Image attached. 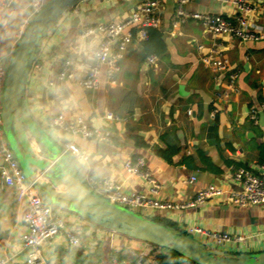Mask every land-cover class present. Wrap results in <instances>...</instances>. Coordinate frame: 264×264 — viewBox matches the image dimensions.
Instances as JSON below:
<instances>
[{
    "label": "crops",
    "instance_id": "1",
    "mask_svg": "<svg viewBox=\"0 0 264 264\" xmlns=\"http://www.w3.org/2000/svg\"><path fill=\"white\" fill-rule=\"evenodd\" d=\"M146 1L79 0L75 5L78 12L72 8L62 15L40 40L41 53L27 85L28 111L48 138L47 148L64 151V142L73 140L89 155L87 161L71 157L78 178L94 194L100 195L95 181L105 178L115 180L126 192L146 190L147 184L124 166L125 160L138 157L144 158L145 166L160 182V197L173 202L194 198L208 184L238 190L241 187L230 179L233 168L245 166L255 173L264 170V38L242 41L225 34L213 36L192 18L175 25L177 0H158L161 24L157 28L164 34L167 51L156 55L157 65L148 64L141 40L133 37L113 81L104 77L95 90L78 82L104 38L100 31L81 37L82 29L121 20ZM13 7L15 11L0 9V63L6 67L11 59L9 50L22 35L20 24L29 15L28 0H15ZM186 8L226 17L235 14L234 6L222 0H189ZM248 21L252 29L264 34V0L257 2ZM213 43L220 45L222 55L238 71L237 90L227 97H219V93L227 90L228 73L216 72L203 60ZM65 59H71L74 77L60 80L57 75ZM108 112L119 119H107ZM59 114L69 121L82 115L89 126L110 129L112 140L76 136L51 124ZM30 142L37 159H43L33 137ZM4 145L10 147L0 116V147ZM173 146L177 153L162 155ZM3 164L0 155V167ZM35 168L29 164L30 172ZM193 176L196 179L191 181ZM39 180L48 182L44 176ZM53 209L63 216L67 231L75 233L79 242L73 245L62 231L43 244L41 264H113L112 258L136 262L137 257L131 255L133 245L138 251L147 247L144 264H156V246L106 230L65 208ZM27 210V199L18 202L14 188L0 184L2 264H27L21 247ZM137 211L163 219L170 227L224 252L264 251V205L240 207L216 197L193 208ZM213 232H228L233 240L218 243ZM239 236L244 239L237 240Z\"/></svg>",
    "mask_w": 264,
    "mask_h": 264
},
{
    "label": "built area",
    "instance_id": "2",
    "mask_svg": "<svg viewBox=\"0 0 264 264\" xmlns=\"http://www.w3.org/2000/svg\"><path fill=\"white\" fill-rule=\"evenodd\" d=\"M50 0H28L32 12L24 17L20 24L21 32L26 29L33 17L40 12ZM189 0H177V7L173 23L178 24L189 18L198 20L202 23L205 31L213 36L229 35L239 38L242 41H254L264 38V34L258 33L249 25V16L257 8V2L261 0H222L230 3L235 8V14L226 17L220 13H209L200 11H189L186 8ZM15 0H0V9H10L13 7ZM158 0H148L134 8L131 13L118 21L100 23L97 26L85 27L82 29L80 36L87 37L94 32H102L103 40L96 47L92 61L87 73L79 78L78 82L88 89L95 90L100 87L104 77L108 81H113L116 74L120 71V60L124 57L125 51L130 40L136 37L138 40H144L147 37L148 27H159L161 17L158 15ZM73 10L78 12V7L74 6ZM201 48L203 46H200ZM203 60L208 63L216 72L228 73L227 90L219 93V97H227L229 92L236 91L235 85L238 78V71L231 68L229 60L221 52L220 45L213 43L207 50ZM147 62L150 65H157V56L149 55ZM71 59H65L62 67L58 72V79L66 80L74 77L71 69ZM7 67L0 63V106L2 103V93L6 78ZM104 76H103V75ZM264 109V108H263ZM107 119H119L117 115L110 112L106 113ZM255 118V115H252ZM51 124L59 125L73 135L84 138H94L102 142L112 140V132L104 126H89L82 115H77L69 121L63 114L52 118ZM64 151L77 160L87 161L89 155L82 150L73 140L64 142ZM0 155L4 164L0 167V184L1 187H13L15 190L16 200L22 202L27 199L28 210L25 217L27 230L21 236V247L26 252L27 264H41L42 246L45 242L53 240L62 231L73 245H77L79 237L70 231H67V223L63 216L57 214L45 200L43 195L38 191L35 180H29L16 155L9 146L0 147ZM126 170L132 174L138 175L146 184L147 189L143 191L126 192L122 186L113 179H99L95 181V187L100 195L126 207L135 210H172L185 209L199 206L209 199L223 197L229 199V202L240 207L249 205H264V170L261 173H255L252 169L245 166L233 168L230 173L232 182L238 184L241 188L236 190L225 188L216 184H208L198 190L196 196L183 202H173L160 197L161 184L154 174L145 166L143 157H138L135 161L127 159L124 162ZM196 179L195 176L191 181ZM78 228V226H77ZM213 239L218 243L233 240L232 235L228 232H213ZM239 236L237 240H243ZM147 243V242H146ZM148 245L153 246L150 243ZM155 246V245H154ZM132 254L137 257L136 262L117 261L113 264H144L143 258L148 253L147 247L138 251L136 246H132ZM154 263L157 264L156 259ZM4 261H0L2 264Z\"/></svg>",
    "mask_w": 264,
    "mask_h": 264
},
{
    "label": "water",
    "instance_id": "3",
    "mask_svg": "<svg viewBox=\"0 0 264 264\" xmlns=\"http://www.w3.org/2000/svg\"><path fill=\"white\" fill-rule=\"evenodd\" d=\"M78 2L50 0L33 17L16 46L9 50L11 59L7 66L0 116L4 134L28 179L35 180L53 208H65L106 230L175 251L196 264H264V251L232 253L209 247L135 209L90 192L78 178L71 155L61 147H46L48 138L28 111V80L41 53L40 40ZM28 12H32L31 6ZM262 115L264 117V113ZM32 137L44 155L43 159L38 160L35 156L30 142ZM29 164L36 167L34 172L28 169ZM38 169L40 172L37 173ZM42 176L48 182L39 180ZM58 186L63 188L58 189Z\"/></svg>",
    "mask_w": 264,
    "mask_h": 264
},
{
    "label": "trees",
    "instance_id": "4",
    "mask_svg": "<svg viewBox=\"0 0 264 264\" xmlns=\"http://www.w3.org/2000/svg\"><path fill=\"white\" fill-rule=\"evenodd\" d=\"M141 45H142L144 57H148L149 55H153V54L162 56L167 51V45L164 40V34L160 29L156 27L147 28V37L144 40H141ZM161 153L166 157H171L175 153H177V148L173 146L166 150H163ZM156 220L170 226L163 219L156 218ZM158 249L159 250L156 256V260L158 264H186V263L196 264L186 259L184 256H181L175 251L168 250L167 248H162V247H159Z\"/></svg>",
    "mask_w": 264,
    "mask_h": 264
},
{
    "label": "rangeland",
    "instance_id": "5",
    "mask_svg": "<svg viewBox=\"0 0 264 264\" xmlns=\"http://www.w3.org/2000/svg\"><path fill=\"white\" fill-rule=\"evenodd\" d=\"M54 26V25H53ZM53 26L50 28L51 30H52V28H53ZM51 30H49V31H51ZM49 33V32H48ZM156 219V218H155ZM130 239H132V238H130ZM133 240H135V239H133ZM131 255H133L132 254V251H131ZM134 256V255H133ZM114 260H116L115 258H112V262L114 261ZM118 261V260H117ZM187 264V263H186Z\"/></svg>",
    "mask_w": 264,
    "mask_h": 264
},
{
    "label": "bare ground",
    "instance_id": "6",
    "mask_svg": "<svg viewBox=\"0 0 264 264\" xmlns=\"http://www.w3.org/2000/svg\"><path fill=\"white\" fill-rule=\"evenodd\" d=\"M157 248H159V246H156Z\"/></svg>",
    "mask_w": 264,
    "mask_h": 264
}]
</instances>
